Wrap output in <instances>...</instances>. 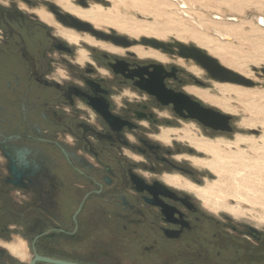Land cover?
<instances>
[{"label": "flooded vegetation", "instance_id": "af4514ba", "mask_svg": "<svg viewBox=\"0 0 264 264\" xmlns=\"http://www.w3.org/2000/svg\"><path fill=\"white\" fill-rule=\"evenodd\" d=\"M15 3L0 0V264H29L36 253L82 264H264V229L203 209L167 181L176 172L200 181L177 161L185 143L163 137L183 117L139 84L204 85L178 49L84 43L82 60L42 19L32 30ZM147 197L174 206V221ZM16 237L31 256L12 250Z\"/></svg>", "mask_w": 264, "mask_h": 264}, {"label": "rangeland", "instance_id": "374dc122", "mask_svg": "<svg viewBox=\"0 0 264 264\" xmlns=\"http://www.w3.org/2000/svg\"><path fill=\"white\" fill-rule=\"evenodd\" d=\"M15 1V13L24 12L29 15L32 30L37 29L33 27L35 18L39 21L42 19L51 33L66 37L71 45L76 47L82 60L88 57L90 51V48L82 45L84 43L98 51L105 48L115 49L110 43L96 38L89 32L78 31L60 23L48 9L45 0H33L36 4H29L24 0ZM53 1L61 9L64 5L81 11L92 10L97 14L101 13L103 18L98 28L106 31L114 28L118 33L130 38L146 35H138L135 30H131L135 25L144 27L145 24H150L152 27L151 35L157 34L166 41L176 36H183L184 39L186 35H194L200 39L207 35L212 40V47L206 50L209 54L230 69L244 73L254 81L264 83V74L261 71L264 67V25L258 22V16L264 17V0H186V2L185 0H88L86 7L77 4L75 0ZM1 2L9 3L10 0H1ZM233 3L239 8H231L230 5ZM135 7H141L142 10ZM43 12L47 14V18L42 17ZM136 12L142 13L145 17H138ZM230 17L236 19L231 20ZM198 22H202L205 29L202 30ZM229 26L235 29L229 38L220 36L214 29L216 27L225 30ZM186 40V43H194L193 39ZM136 50L141 54L154 55L163 62L168 59L151 49L144 51L142 47H136ZM176 59L197 79L204 82V85L193 83V87L210 91L212 99H205L188 92L203 104L231 114L234 130L230 133L214 131L197 120L180 119V127L167 129L166 132H173L171 137L178 138L179 133L182 134V129L188 128L197 138H208L218 142L225 168L222 171L213 170L206 164L196 162V160L208 161L218 158L194 147V152L178 155L177 161L195 169L196 177L200 181L179 172L171 178L193 194L196 192L184 186L185 184L191 183L202 187L213 184L217 188H222L225 192H216L219 197L205 199L196 194V200L203 209L214 214H228L237 221L264 229V85L244 86L220 82L211 79L206 70L193 60ZM193 66L198 67L199 70L196 71ZM240 136L252 139L248 142L234 143ZM178 139L179 142L185 143L186 147L192 146L187 139ZM166 141L170 142V140ZM238 154L242 155L244 160L234 157ZM15 244V247L11 248L14 252L20 251V257L31 256L23 239L16 237Z\"/></svg>", "mask_w": 264, "mask_h": 264}, {"label": "water", "instance_id": "95a60500", "mask_svg": "<svg viewBox=\"0 0 264 264\" xmlns=\"http://www.w3.org/2000/svg\"><path fill=\"white\" fill-rule=\"evenodd\" d=\"M48 9L55 15L56 19L63 25L74 28L78 31L89 32L91 35L98 39L105 41H112L116 44L124 46H130L133 44H140L144 46H151L153 48H163L166 52H173L171 47L178 49L177 54L183 59H191L196 64L200 65L206 70L207 75L214 80L220 82H231L244 86H254L258 84L264 85L260 81H254L253 79L243 75L240 72L234 71L229 67L223 65L215 56L209 54L205 49L197 46L194 43H186L177 39L171 38V41L167 42L164 39L156 36L141 35L139 38H130L127 35L120 34L114 28H110V31H106L94 26L90 21L84 20L68 11L61 9L58 4L52 0L45 1ZM81 4H85V0H80ZM138 17H145L139 12H136ZM231 20H235V17H230ZM258 22L264 25V17L258 16ZM264 74V67L261 69ZM197 82L204 84L203 81L197 79ZM141 88L156 94L158 99L163 104L173 103L174 110L183 118H189L197 120L205 127L211 128L214 131L232 132L234 127L232 125L233 116L228 113H224L211 106L203 104L199 99L194 98L190 93L184 91L166 90L164 88L163 79H159V84L154 81L148 80L146 84H139ZM190 152H194V147H189ZM12 163L9 169L12 173L19 175L16 172V168ZM156 196V192L150 191ZM146 200L152 205L158 206L161 213L165 217V221H174L172 216L178 212L177 209L164 201L162 197L146 198ZM36 261H43L52 264H82L73 261H67L59 258H53L49 256H42L36 253L35 257L29 264H35Z\"/></svg>", "mask_w": 264, "mask_h": 264}, {"label": "bare ground", "instance_id": "6f19581e", "mask_svg": "<svg viewBox=\"0 0 264 264\" xmlns=\"http://www.w3.org/2000/svg\"><path fill=\"white\" fill-rule=\"evenodd\" d=\"M185 2H186V0H185ZM61 7L63 9L70 10L68 12H70V13H72V14H74V15H76V16L84 19V20L90 21L96 27H100L99 23L102 22V18H103L101 13L97 14L96 11H92V10H90V11H81L79 9H72V8H69V7L64 6V5H62ZM230 7L231 8H239V6L237 4H235V3L231 4ZM135 8L139 9V10H142L141 7H135ZM42 17L43 18H47V14L45 12H43L42 13ZM218 18H220V17H218ZM107 21L108 22H112V20H107ZM118 25H123V24H118ZM198 25H199V27L202 30L205 29V25L202 22H198ZM124 27L128 28L127 25H124ZM214 29L220 36H222V37L226 36L228 38L230 36H232L233 32H235V29L233 28V26H229L225 30L218 29L216 27ZM131 30H135V32L138 33V35L146 34V35H149V36H156V37L159 38V35H157V34L151 35L153 33L150 32V31H152V27L150 26V24H145L144 27H142L140 25H135L134 27L131 28ZM186 31L188 32V30H186ZM184 37H185L184 39H183V36H181V37L176 36L174 38H177L180 41H184V42H187V40H186L187 38L188 39H193L194 40L193 41L194 44H196L197 46H199V47H201V48H203L205 50H207L208 47H212V45H211L212 44V40L207 35H204V36L200 37V39L197 36H194V35H191V36L190 35H186ZM193 67H195L196 71L199 70L198 67H196V66H193ZM242 74L247 76L244 73H242ZM186 90L191 92V93H193V94L201 96V97H203L205 99H212V97L209 94L210 91L208 92L207 90L199 89V88H196V87H186ZM172 134H173V132L167 131V132H165L163 134V137L166 140L169 141ZM178 138L187 139L189 141V143L193 147H195L197 150L208 152L210 154H213L214 157L216 156L218 158V159L213 158V159L208 160V161L196 160V162H200V163L206 164L207 166L211 167L213 170H219V171L224 170L225 166L223 164V157H221V154H220V146H219L218 142L210 140L208 138H197V136L195 134H193L190 131V129H188V128L182 129V134L179 133ZM251 139L252 138H249L247 136H240V138H238L234 143L238 144L240 142H248ZM230 143L231 142H228V144H230ZM234 157L240 158L241 160H244L243 156L240 155V154L235 155ZM168 181L172 182L174 184H177V182L174 179L168 178ZM184 186L190 188V190L196 192V194H198L199 196H202L205 199H211L214 196H215V198H216V196L219 197L216 194L217 191L225 192L222 188H217L216 185H213V184L202 187V186L193 185L191 183H187V185L185 184Z\"/></svg>", "mask_w": 264, "mask_h": 264}]
</instances>
